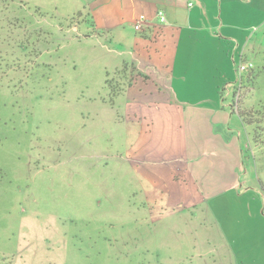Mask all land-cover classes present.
Returning a JSON list of instances; mask_svg holds the SVG:
<instances>
[{
    "label": "rangeland",
    "instance_id": "rangeland-1",
    "mask_svg": "<svg viewBox=\"0 0 264 264\" xmlns=\"http://www.w3.org/2000/svg\"><path fill=\"white\" fill-rule=\"evenodd\" d=\"M78 5L0 0V264L255 263L223 253L202 207L161 216L128 156L143 115L131 123L118 96L128 83L123 68L105 82L106 58L83 39L88 18L73 11ZM249 7L239 46L255 35L262 49L239 71L235 43L237 62L221 69L235 83L175 90L187 107L211 111H220L221 94L240 121V182L264 204V0ZM160 118L152 116L157 134Z\"/></svg>",
    "mask_w": 264,
    "mask_h": 264
},
{
    "label": "crops",
    "instance_id": "crops-1",
    "mask_svg": "<svg viewBox=\"0 0 264 264\" xmlns=\"http://www.w3.org/2000/svg\"><path fill=\"white\" fill-rule=\"evenodd\" d=\"M251 1L75 0L79 5L73 11L88 18L82 36L98 42L94 50L106 58L105 82L123 68L119 73L128 83L118 96L131 123L143 115L129 160L152 189V195L147 189L149 197L162 205L161 216L202 207L224 254L264 264L262 195L240 182L242 140L234 132L240 121L217 93L235 83L228 72L230 59L237 62L231 55L236 42L240 63L255 60L256 50L262 49V38L255 35L243 49L239 46L240 32L250 28L241 19L251 16ZM141 16L144 21L136 31L133 25ZM225 66L227 73L221 72ZM187 82L217 90L220 111L180 101L175 83ZM155 114H161L159 134L152 131Z\"/></svg>",
    "mask_w": 264,
    "mask_h": 264
},
{
    "label": "built area",
    "instance_id": "built-area-1",
    "mask_svg": "<svg viewBox=\"0 0 264 264\" xmlns=\"http://www.w3.org/2000/svg\"><path fill=\"white\" fill-rule=\"evenodd\" d=\"M191 6H192V3H190V4L188 5V7H191ZM160 19H161L162 22H164V17H163L161 14H160ZM143 21H144V17L141 16L138 20H136V21L134 22L133 27H134V29H135L136 31H139V30L141 29V24H142ZM238 66H239V71L241 70V68H242V69H246V66L241 65V63H240Z\"/></svg>",
    "mask_w": 264,
    "mask_h": 264
},
{
    "label": "trees",
    "instance_id": "trees-1",
    "mask_svg": "<svg viewBox=\"0 0 264 264\" xmlns=\"http://www.w3.org/2000/svg\"><path fill=\"white\" fill-rule=\"evenodd\" d=\"M238 116H239L240 119H244L245 118V114H242L241 112H239Z\"/></svg>",
    "mask_w": 264,
    "mask_h": 264
}]
</instances>
